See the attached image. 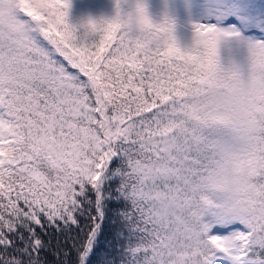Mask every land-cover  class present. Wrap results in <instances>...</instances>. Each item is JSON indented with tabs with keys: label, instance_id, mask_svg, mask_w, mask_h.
Masks as SVG:
<instances>
[{
	"label": "snow or ice",
	"instance_id": "obj_1",
	"mask_svg": "<svg viewBox=\"0 0 264 264\" xmlns=\"http://www.w3.org/2000/svg\"><path fill=\"white\" fill-rule=\"evenodd\" d=\"M70 25L71 0H0V264L21 224L89 228L104 264H264V0H192L181 45L143 0ZM95 210V215H92Z\"/></svg>",
	"mask_w": 264,
	"mask_h": 264
},
{
	"label": "trees",
	"instance_id": "obj_2",
	"mask_svg": "<svg viewBox=\"0 0 264 264\" xmlns=\"http://www.w3.org/2000/svg\"><path fill=\"white\" fill-rule=\"evenodd\" d=\"M136 0H126L121 4L123 12L132 11ZM67 22L70 25L77 26V30L81 25L87 24L89 20L100 21L111 20L116 12V0H71V7L67 10ZM149 16L154 22H160L166 14L161 6L152 4L149 10ZM80 30L79 33L83 32ZM176 35V34H175ZM181 45L187 44L189 40L178 41ZM111 200L104 201V216L100 221V229L95 238V243L92 247L89 260L92 264H104L108 258V253L113 251V244L118 247V244L113 242L112 236L114 232V219L112 215ZM92 215H95L93 210ZM59 225V221L56 222ZM51 224L47 219H42L40 225L21 224L16 233L12 235L13 249L16 252L24 251L31 247L33 237L29 235L30 230H34L35 237L39 238L42 243L39 252V260L34 259L32 264H73V256L79 250V240L84 237L89 228V219L81 216L79 224L76 226H63L59 228ZM5 264H8L6 261Z\"/></svg>",
	"mask_w": 264,
	"mask_h": 264
},
{
	"label": "rangeland",
	"instance_id": "obj_3",
	"mask_svg": "<svg viewBox=\"0 0 264 264\" xmlns=\"http://www.w3.org/2000/svg\"><path fill=\"white\" fill-rule=\"evenodd\" d=\"M147 5V11L150 12V6L154 3L161 6L166 13L176 22V38L178 41L191 39L192 24L198 19L194 11L190 10L192 0H143ZM79 29L78 32H80Z\"/></svg>",
	"mask_w": 264,
	"mask_h": 264
}]
</instances>
